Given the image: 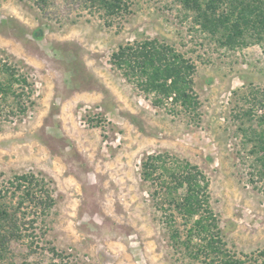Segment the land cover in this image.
<instances>
[{"label":"rangeland","instance_id":"obj_1","mask_svg":"<svg viewBox=\"0 0 264 264\" xmlns=\"http://www.w3.org/2000/svg\"><path fill=\"white\" fill-rule=\"evenodd\" d=\"M50 1L40 11L32 0H0V57L32 83L25 113L0 114V202L16 205L11 181L22 173L44 178L53 199L33 225L25 222L23 239H10L4 262L188 264L141 178L143 158L155 153L205 173L229 249L263 248L264 183L252 176L249 139L251 126L264 129V108L250 115L252 92L264 102L260 46L217 47L173 0H126L128 12L111 25L74 0ZM146 38L193 61L194 112L152 105L112 66L118 45Z\"/></svg>","mask_w":264,"mask_h":264},{"label":"trees","instance_id":"obj_2","mask_svg":"<svg viewBox=\"0 0 264 264\" xmlns=\"http://www.w3.org/2000/svg\"><path fill=\"white\" fill-rule=\"evenodd\" d=\"M32 1L40 11L51 2ZM173 1L181 7L191 27L210 38L217 47L235 49L257 44L264 51V0ZM74 2L79 9L97 15L106 25H111L114 19L129 10L126 0ZM110 62L152 98V105L169 101L175 108L180 106L187 112H194L198 107L194 91L195 65L171 45L156 38L120 44L111 52ZM27 73L17 64L0 57V114L21 115L27 110V100L32 102V83ZM257 92L251 93L250 115L254 107L264 108L263 99L257 98ZM259 120L264 122V113ZM249 139L255 157L252 176L264 183V129L251 126ZM141 165V178L160 212L170 243L181 259H187L188 264H264V247L241 254L227 247L209 204L208 178L198 166L168 153L149 154ZM11 184L18 191V200L13 208L0 202V264H11L4 262L5 252L11 238L26 236L28 225L25 222L33 225L36 217L47 212L53 204L42 177L22 173L16 175ZM49 250L52 257L60 256L54 247ZM60 264L86 263L60 258Z\"/></svg>","mask_w":264,"mask_h":264}]
</instances>
